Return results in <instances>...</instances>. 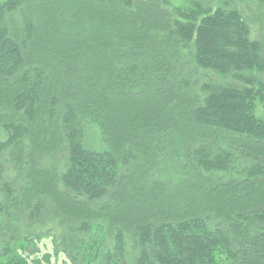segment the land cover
<instances>
[{
	"label": "trees",
	"instance_id": "16d2710c",
	"mask_svg": "<svg viewBox=\"0 0 264 264\" xmlns=\"http://www.w3.org/2000/svg\"><path fill=\"white\" fill-rule=\"evenodd\" d=\"M263 53L226 2L4 0L0 264H264Z\"/></svg>",
	"mask_w": 264,
	"mask_h": 264
},
{
	"label": "rangeland",
	"instance_id": "374dc122",
	"mask_svg": "<svg viewBox=\"0 0 264 264\" xmlns=\"http://www.w3.org/2000/svg\"><path fill=\"white\" fill-rule=\"evenodd\" d=\"M4 0H0V4ZM192 1H200L204 4H209L211 3L212 6L219 5L222 2L228 3L230 6H233L234 8L238 9L239 12L246 18V23L251 28V38L254 40H261L264 42V4L262 3L263 0H253V1H245V0H169L171 4L174 6H185L189 4ZM264 56V53H263ZM193 66L190 65L188 69L189 71H192ZM193 72V71H192ZM199 73V72H198ZM197 74V73H196ZM198 75V74H197ZM260 79H264V76H259ZM209 81H215L219 82V79L217 77H212V76H207L203 75V78H198V84L206 83ZM229 81V79L227 80ZM231 81V80H230ZM232 82V81H231ZM260 109V108H259ZM259 115L261 113H258ZM0 139H6V135L3 133V131H0ZM83 145L85 148L93 151H102L104 150V145L102 142V138L100 136V133L95 127L92 126H87L85 131H84V136H83ZM7 153H4L3 156L0 158V165L3 167L4 172L1 175V181H0V201L3 202L4 204L6 203L7 200H11L7 198L6 193L3 191V185H8L10 186V189L13 192V195L16 197L19 194V188L22 185L23 178H22V173L20 177L18 176L19 174L12 169V167L6 163V157ZM67 154L66 152H60L56 153L54 155H50L47 157H43L39 159V165L42 168L50 169V167L55 166L57 169V173H62L64 171V165H65V160H66ZM25 168V167H24ZM8 203V202H7ZM11 211V207H10ZM28 214V212H27ZM5 222H7V217L3 216L0 217V224L3 225ZM18 224L21 225V229L25 232H32V233H46L48 229H51L50 234L55 235L54 227L52 224H47L45 227L43 226H38V225H32L29 224L27 215H24V212L20 216V220L18 221ZM4 237L0 234V239L2 240ZM38 246L40 250L39 257H41L43 254L48 253L51 255V263L50 264H69L67 259L63 254H59L58 256H54L53 254V245L52 241L50 238H44ZM126 249H127V254L129 256L132 255L133 253V245L131 240L127 239V244H126ZM0 252H1V247H0Z\"/></svg>",
	"mask_w": 264,
	"mask_h": 264
}]
</instances>
